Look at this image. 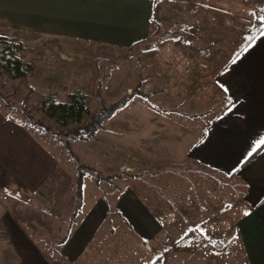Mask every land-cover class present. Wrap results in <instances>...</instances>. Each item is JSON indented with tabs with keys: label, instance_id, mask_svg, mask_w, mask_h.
<instances>
[{
	"label": "rangeland",
	"instance_id": "obj_1",
	"mask_svg": "<svg viewBox=\"0 0 264 264\" xmlns=\"http://www.w3.org/2000/svg\"><path fill=\"white\" fill-rule=\"evenodd\" d=\"M262 16L264 0H157L150 38L128 50L58 42L43 46L41 41L28 50L25 45L18 56L23 64L30 63L28 75L10 81L0 74V110L50 154L56 169L49 185L34 189L31 195L19 187L16 192L0 194V264L22 262L10 244L13 235L1 227L6 214L16 224L17 235H29L40 252L55 256L62 247L57 242L68 228L70 236L83 216L82 209L73 222L72 213L60 219L50 216L52 201L57 194L69 199L78 172L85 174L83 190L88 202L100 194L109 207L93 239V243L107 242L106 264H245L230 229L232 216L224 217L222 223V217L211 218L208 232L193 236L202 241L183 244L185 217L177 216L169 223L164 200L170 173L156 174L154 154L166 150L183 155L202 136L224 103L213 86L214 76L245 46L253 24L259 21L254 28L262 25ZM133 89L136 94L127 106L87 141L70 142L65 130L37 110L43 95L66 102L68 94L82 90L88 110L94 113L99 100L111 104ZM21 111L37 125L26 123ZM106 149L112 152L108 158ZM162 177L165 185L158 181ZM155 183L165 187L166 193H159ZM126 192L134 202L126 201L148 209L139 219L147 223L146 235L151 239L141 241L118 213L117 204ZM93 243L79 260L64 264H101V257L92 254L101 252ZM120 243L127 248L121 249Z\"/></svg>",
	"mask_w": 264,
	"mask_h": 264
},
{
	"label": "crops",
	"instance_id": "obj_2",
	"mask_svg": "<svg viewBox=\"0 0 264 264\" xmlns=\"http://www.w3.org/2000/svg\"><path fill=\"white\" fill-rule=\"evenodd\" d=\"M156 8L157 0H0V37L20 42L24 48L27 45L28 50H33L37 41L44 43L43 46L58 42L84 48L128 50L150 38ZM261 31L264 28L250 35L243 50L214 76L213 86L224 103L217 112L220 115L216 114L206 124L202 136L183 155L166 150L154 154L159 170L156 174L170 173L167 193L165 187L155 183L159 193L167 194L165 200L161 194L158 199L166 202L169 223L177 216L185 217L183 244L202 241L193 236L207 233L211 218L222 217V221L218 220L222 223L224 217L232 216L230 229L245 264H264V36ZM106 151L108 158L112 152ZM55 164L26 130L0 110V194L16 192L19 187L22 193L31 195L34 189L49 185ZM163 180V177L158 179L165 185ZM85 193L84 189L80 213L83 219L74 225L55 256L40 252L29 235H17L16 224L6 214L8 217L3 218L1 227L13 235L10 244L18 250L20 264L74 263L91 248L109 207L100 194L90 203ZM124 196L117 204L118 213L141 241L151 239L146 235L150 228L140 220L148 214V209L126 201L134 202L129 192ZM68 198L57 194L52 201L54 213L49 215L59 219L68 217L74 207V192ZM135 210L141 214L138 216ZM119 245L121 249L127 248L125 243ZM93 248L101 252L92 254L99 255L101 264H106L107 242L96 241ZM20 250L26 252L25 256Z\"/></svg>",
	"mask_w": 264,
	"mask_h": 264
},
{
	"label": "trees",
	"instance_id": "obj_3",
	"mask_svg": "<svg viewBox=\"0 0 264 264\" xmlns=\"http://www.w3.org/2000/svg\"><path fill=\"white\" fill-rule=\"evenodd\" d=\"M257 22L259 21H256L253 24V33H251V35L258 33L261 30V26L254 28ZM243 48H241L240 51H242ZM24 49V46L20 42L0 37V74L10 81L25 79L28 75L29 65L23 64L18 56V54ZM239 52H237V54ZM234 57L235 56H233V58ZM135 94L136 89H133L130 93L111 104H106L99 100L98 111L94 113H90L88 110L86 96L82 90H77L68 94L66 102H59L52 94H49L40 97L37 110L45 119L54 123L58 128L65 130L67 132L66 134L69 136L70 142L87 141L103 129L105 122L110 120L117 112L125 108ZM5 106L7 107L8 104L5 103ZM220 113L217 114V116H219ZM21 116L26 123L34 126L37 125V123L33 122L24 111H21ZM67 150L70 153V149ZM80 168L82 167L80 166ZM84 176L85 174L83 172H78L74 182L75 205L70 217L72 222L80 213L84 203ZM69 233L70 229L68 228L62 239L57 242V245H63L67 241Z\"/></svg>",
	"mask_w": 264,
	"mask_h": 264
},
{
	"label": "snow or ice",
	"instance_id": "obj_4",
	"mask_svg": "<svg viewBox=\"0 0 264 264\" xmlns=\"http://www.w3.org/2000/svg\"><path fill=\"white\" fill-rule=\"evenodd\" d=\"M260 21L262 22V28H264V16L259 17ZM261 35L264 36V31H261Z\"/></svg>",
	"mask_w": 264,
	"mask_h": 264
}]
</instances>
